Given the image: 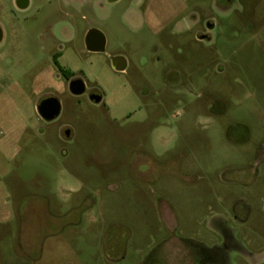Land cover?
I'll return each instance as SVG.
<instances>
[{
    "label": "rangeland",
    "instance_id": "374dc122",
    "mask_svg": "<svg viewBox=\"0 0 264 264\" xmlns=\"http://www.w3.org/2000/svg\"><path fill=\"white\" fill-rule=\"evenodd\" d=\"M153 2L0 0V264H264V0ZM57 51L86 92L47 121Z\"/></svg>",
    "mask_w": 264,
    "mask_h": 264
},
{
    "label": "crops",
    "instance_id": "0c3cea01",
    "mask_svg": "<svg viewBox=\"0 0 264 264\" xmlns=\"http://www.w3.org/2000/svg\"><path fill=\"white\" fill-rule=\"evenodd\" d=\"M114 1H117V0H114ZM228 1L231 2V6H232L235 3L236 0H228ZM16 5H17V0H16ZM28 5H29V0H28ZM28 5L25 8H27ZM20 9H24V8H20ZM146 11H147V14L149 16V19L151 20L152 25H155V27L157 26L159 29L162 28L163 27V23L160 22L159 19H161L163 15L156 10V6L154 5L153 0H147ZM1 29H2V33H3V37H2V40H1V42H2L3 39H4V30H3L2 27H1ZM89 30H87V32ZM87 32H86V34H87ZM86 34H85V37H86ZM85 46H86V44H85ZM105 48H106V43H105ZM87 50L90 51V52H96V51H91L88 48H87ZM98 52H102V51H98ZM56 55H57V61L59 62L60 66H62L61 63H60V61H59V58H61V56L63 55V52L57 51V52H55L53 54V57H52L53 58V61H54V64H55V69H52V70H50L48 72H45L44 73V76L41 77L40 84H39V88H38V91H37L39 94H42L41 97H40V99H39V102H40V100H41L42 97L46 96V95L43 94V92L46 89H48V88H54L56 91H58L59 94H65L66 93V89L67 88L64 87V84H63L64 81L62 82V85L61 86H58V83L56 81L58 75H60L63 80H65V81L68 82V89H69V82L72 79L65 78L62 75V73H61V71H60L57 63L55 62V56ZM126 68H127V66H126ZM126 68L124 70H116L115 68L114 69L116 71H119V72H122L123 73V72L126 71ZM65 69H67V68H65ZM69 70H71L72 72L75 73L74 70H72V69H69ZM53 74H56V75H53ZM69 92L71 93L70 89H69ZM47 95H52V94H49L48 93ZM76 96H79V95H76ZM55 97H57L59 99L58 96H55ZM102 101H103V96H102ZM101 102H99V103H101ZM7 104H8L7 105V108H10L9 106L12 105V104H14V101L13 102H9ZM5 123H7V122L2 121L1 122V125H4ZM23 127H24V125L20 127L21 129H19L20 130L19 131V130L13 129V127H11L10 124H7L6 125V130H7L8 133L16 130V131H14L15 132V136L13 138V141L10 142V140H9L8 137L3 138V139H0V196H1V199L2 200H4V198H8L9 197V194H8L6 188H5V185H4V182H3V179H2L4 176H6L8 174V168L6 167V165L8 166V164H9L8 162L10 160L9 155H8V152H9L10 148L14 146V143H15V140L14 139H15V137H18L21 134V131L23 130ZM70 136H71V134H70ZM2 205H6V201H2Z\"/></svg>",
    "mask_w": 264,
    "mask_h": 264
},
{
    "label": "water",
    "instance_id": "95a60500",
    "mask_svg": "<svg viewBox=\"0 0 264 264\" xmlns=\"http://www.w3.org/2000/svg\"><path fill=\"white\" fill-rule=\"evenodd\" d=\"M114 1V0H111ZM28 5V0H17V6L25 8ZM3 33L0 27V42L2 40ZM106 39L99 29L91 28L85 37L86 47L91 51H103L105 49ZM112 65L116 70H124L127 66V60L122 56H115L112 59ZM69 89L74 95H82L86 92V83L82 78H74L69 82ZM90 100L95 103L102 101V95L98 93H91L89 95ZM38 112L41 117L47 121L55 119L61 112V101L55 97H47L41 100L38 104ZM71 134L70 130L65 131V135L69 137Z\"/></svg>",
    "mask_w": 264,
    "mask_h": 264
},
{
    "label": "trees",
    "instance_id": "16d2710c",
    "mask_svg": "<svg viewBox=\"0 0 264 264\" xmlns=\"http://www.w3.org/2000/svg\"><path fill=\"white\" fill-rule=\"evenodd\" d=\"M55 62L57 63V65H58V67H59V69H60V71L64 77L70 78L74 74V72H72L71 70L65 69L62 66H60L59 62L57 61V55L55 56Z\"/></svg>",
    "mask_w": 264,
    "mask_h": 264
},
{
    "label": "flooded vegetation",
    "instance_id": "af4514ba",
    "mask_svg": "<svg viewBox=\"0 0 264 264\" xmlns=\"http://www.w3.org/2000/svg\"><path fill=\"white\" fill-rule=\"evenodd\" d=\"M66 78V77H65ZM74 78H80V77H76L75 76V73L70 77V78H68V79H74ZM91 93H98V92H91ZM90 93V94H91ZM99 94V93H98ZM51 96H53V95H46V96H44V97H42L41 98V100H43V99H45V98H47V97H51ZM40 100V101H41ZM260 201H261V203H259V205H261V206H264V195L261 197V199H260Z\"/></svg>",
    "mask_w": 264,
    "mask_h": 264
}]
</instances>
